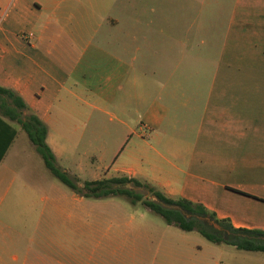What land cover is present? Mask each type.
<instances>
[{
	"label": "crops",
	"instance_id": "crops-1",
	"mask_svg": "<svg viewBox=\"0 0 264 264\" xmlns=\"http://www.w3.org/2000/svg\"><path fill=\"white\" fill-rule=\"evenodd\" d=\"M190 4L0 0V86L47 124L56 159L67 129L58 114L85 116L86 125L109 116L129 133L105 179L144 180L236 228L264 231V0H221L206 94L204 38L195 49ZM26 146L18 131L0 173ZM3 207L21 215L0 219V264H65V237L44 217L48 205Z\"/></svg>",
	"mask_w": 264,
	"mask_h": 264
},
{
	"label": "rangeland",
	"instance_id": "rangeland-1",
	"mask_svg": "<svg viewBox=\"0 0 264 264\" xmlns=\"http://www.w3.org/2000/svg\"><path fill=\"white\" fill-rule=\"evenodd\" d=\"M189 1L195 49L202 47L204 38L206 94L217 59L212 41L216 38V17L221 0ZM186 25H189L188 20ZM207 42H210L208 46ZM77 109L83 110L84 107L78 106ZM58 116L64 118L67 129L61 145L53 146L57 154L56 165L82 188L87 181L103 180L108 174H115L111 167L123 150L124 141L121 140L128 135V130L117 126L105 115L95 114L89 125L85 123V116L78 117L73 113ZM76 128L85 133L83 141L75 136ZM106 128L110 131L108 136ZM91 133H95L93 144L88 139ZM146 135L150 138V133ZM19 138L27 140L26 148L18 153L19 158L15 161L8 159L4 169L6 173H0V179L7 175V182L2 185L0 193V219L19 218L21 215L16 210L6 211L3 205L8 203L48 205L43 212L44 217L50 224L57 223L59 233L65 237V264H264L263 252L239 250L226 243H211L197 231L186 232L168 225L162 216L141 202L133 204L119 196L94 199L77 194L51 174L21 128ZM0 170H3L2 163ZM125 187L154 199L144 188L131 184ZM6 188L9 191L5 192ZM161 204L167 209L181 210ZM181 211L189 220L196 218L210 231L231 240V233L224 231L213 219H200ZM25 213V217L33 221L41 211Z\"/></svg>",
	"mask_w": 264,
	"mask_h": 264
},
{
	"label": "trees",
	"instance_id": "trees-1",
	"mask_svg": "<svg viewBox=\"0 0 264 264\" xmlns=\"http://www.w3.org/2000/svg\"><path fill=\"white\" fill-rule=\"evenodd\" d=\"M19 128L26 132L30 142L36 147L38 153L44 159L46 167L51 174L72 189L77 194H83L87 198L106 199L109 197H123L133 204L141 202L152 211L162 216L166 223L175 226L182 231H197L204 238L214 244L226 243L235 246L239 250L264 253V237L262 230H248L236 228L228 219H220L217 214L210 211L202 204L194 203L183 198H171L148 182L136 178L115 177L110 179L87 181L84 187L71 179L56 165V157L47 143L48 126L40 119L25 100L15 91L0 86V161L4 159L12 143L18 135ZM133 185L146 189L154 199H149L132 189L125 187ZM86 191V193H84ZM161 203L178 207L192 216L208 217L217 222L224 231L230 232L231 240H226L207 229L196 218L189 220L181 210L167 209ZM245 235L246 237H243ZM249 236L253 238H249Z\"/></svg>",
	"mask_w": 264,
	"mask_h": 264
},
{
	"label": "water",
	"instance_id": "water-1",
	"mask_svg": "<svg viewBox=\"0 0 264 264\" xmlns=\"http://www.w3.org/2000/svg\"><path fill=\"white\" fill-rule=\"evenodd\" d=\"M199 218H200V219H204L203 217H200V216H199ZM245 237H246V236H245ZM249 238H253V237H249ZM258 239L264 240V237H259Z\"/></svg>",
	"mask_w": 264,
	"mask_h": 264
},
{
	"label": "flooded vegetation",
	"instance_id": "flooded-vegetation-1",
	"mask_svg": "<svg viewBox=\"0 0 264 264\" xmlns=\"http://www.w3.org/2000/svg\"><path fill=\"white\" fill-rule=\"evenodd\" d=\"M228 235H229V233L226 234V236H228ZM231 235H232V236H235V235H233V234H231ZM243 237H245V235H243ZM249 237H251V236H249Z\"/></svg>",
	"mask_w": 264,
	"mask_h": 264
}]
</instances>
